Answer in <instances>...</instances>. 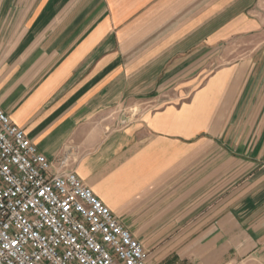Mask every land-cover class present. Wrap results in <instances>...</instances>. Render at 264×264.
<instances>
[{
    "label": "crops",
    "instance_id": "1",
    "mask_svg": "<svg viewBox=\"0 0 264 264\" xmlns=\"http://www.w3.org/2000/svg\"><path fill=\"white\" fill-rule=\"evenodd\" d=\"M0 106L149 264H264V0H0Z\"/></svg>",
    "mask_w": 264,
    "mask_h": 264
},
{
    "label": "built area",
    "instance_id": "2",
    "mask_svg": "<svg viewBox=\"0 0 264 264\" xmlns=\"http://www.w3.org/2000/svg\"><path fill=\"white\" fill-rule=\"evenodd\" d=\"M148 250L0 106V264H149Z\"/></svg>",
    "mask_w": 264,
    "mask_h": 264
},
{
    "label": "rangeland",
    "instance_id": "3",
    "mask_svg": "<svg viewBox=\"0 0 264 264\" xmlns=\"http://www.w3.org/2000/svg\"><path fill=\"white\" fill-rule=\"evenodd\" d=\"M219 65H220V63H217L215 66L217 67V66H219ZM164 102H166V101H165V98H163V103H164Z\"/></svg>",
    "mask_w": 264,
    "mask_h": 264
}]
</instances>
